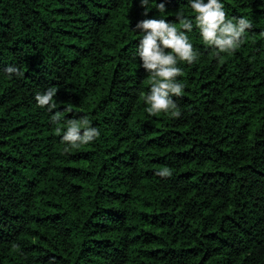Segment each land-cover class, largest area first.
I'll return each mask as SVG.
<instances>
[{"label":"trees","instance_id":"obj_1","mask_svg":"<svg viewBox=\"0 0 264 264\" xmlns=\"http://www.w3.org/2000/svg\"><path fill=\"white\" fill-rule=\"evenodd\" d=\"M221 2L252 27L218 60L189 0H0V264H264V0ZM178 11L199 58L181 116L149 115L133 30ZM85 117L99 137L65 151Z\"/></svg>","mask_w":264,"mask_h":264},{"label":"clouds","instance_id":"obj_2","mask_svg":"<svg viewBox=\"0 0 264 264\" xmlns=\"http://www.w3.org/2000/svg\"><path fill=\"white\" fill-rule=\"evenodd\" d=\"M143 5L148 0H142ZM189 5L195 18V27L199 30L203 44L211 48L215 57L223 59V55L233 54L243 44L247 30L252 25L246 17L228 18L224 4L221 0H189ZM159 13H165L163 3L157 5ZM147 14V13H145ZM177 24L170 23L163 18L145 19L136 24L133 31H139L140 40L136 55L139 57L141 67L148 74L151 81L150 91L145 95L140 93L148 107L145 109L149 115L160 113L168 114L173 118H179L177 103L173 97L182 95L184 84L177 80L183 74L181 63L192 64L199 58V53L190 42L187 32L193 29L192 18L183 11L176 13ZM6 72L22 76L23 73L14 67H8ZM58 89L50 87L43 93L35 95L37 107L47 108L52 112L56 108L55 97ZM62 114L56 112L51 117V123L58 125L57 132L63 129L61 124ZM66 131L63 133L62 142L66 145L65 151L75 149L81 145L94 142L100 135L97 128L93 127L85 117L81 119H69L64 121ZM162 177L171 175V170L163 169L157 173Z\"/></svg>","mask_w":264,"mask_h":264}]
</instances>
